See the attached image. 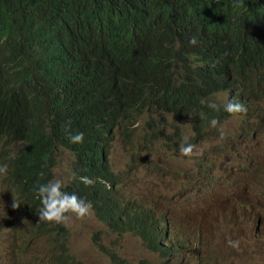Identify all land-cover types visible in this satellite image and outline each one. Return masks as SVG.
Here are the masks:
<instances>
[{
	"label": "trees",
	"instance_id": "1",
	"mask_svg": "<svg viewBox=\"0 0 264 264\" xmlns=\"http://www.w3.org/2000/svg\"><path fill=\"white\" fill-rule=\"evenodd\" d=\"M262 52L264 0H0V165L12 194L0 192V214L35 215L37 185L59 165L55 150L75 155L76 175L112 166L98 129L108 117L117 114L108 132L130 141L142 125L137 144L148 149L182 132L163 131L146 104L193 117L200 134L213 92L230 78L244 83ZM177 97L200 110L179 111ZM76 133L83 143L71 142ZM91 213L110 224L102 205Z\"/></svg>",
	"mask_w": 264,
	"mask_h": 264
},
{
	"label": "rangeland",
	"instance_id": "2",
	"mask_svg": "<svg viewBox=\"0 0 264 264\" xmlns=\"http://www.w3.org/2000/svg\"><path fill=\"white\" fill-rule=\"evenodd\" d=\"M229 96L222 92L211 102L220 107ZM156 119L163 131L178 126L182 136H163L151 149L139 147L143 135L139 125L133 141L114 131L106 148L116 171L136 164L128 192L148 196L167 213L169 233L185 238L189 245L167 261L148 250L138 237L118 235L90 215L75 220L61 240L68 247V264H116L106 249L117 251L125 264H264V99L252 103L245 115L218 119L216 128L209 123L204 136H196L189 117ZM184 136L195 140L194 151L203 155L181 156L179 144ZM54 159L59 161L58 173L72 179L73 155L61 148L54 151ZM207 174L211 184L202 194L188 200L172 199L187 180L202 184ZM2 181L0 176V192L9 198L12 194L5 193ZM196 191L192 187L190 192ZM2 206L0 202V211ZM4 219L10 223L0 226V264H55L61 251L54 235H44L49 223H38L39 218L25 212L6 216L5 210L0 214V221ZM229 239L240 241L239 250L228 246Z\"/></svg>",
	"mask_w": 264,
	"mask_h": 264
},
{
	"label": "clouds",
	"instance_id": "3",
	"mask_svg": "<svg viewBox=\"0 0 264 264\" xmlns=\"http://www.w3.org/2000/svg\"><path fill=\"white\" fill-rule=\"evenodd\" d=\"M189 42L195 45L198 41L195 37H192ZM243 75L245 78L244 83L239 82L236 77L230 78L219 90L213 92V96L206 103L207 107L204 108L209 111L210 118L205 123L203 132L198 134L194 130L196 136H204L209 123L211 127L216 128L219 123L218 119L229 115H245L250 111L252 103L264 99V52L253 57L247 68L244 69ZM222 92H229L230 96L226 103L218 107L211 100ZM243 99L250 100V103L245 104ZM177 100L180 107L179 111L191 112L200 110L184 104L178 97ZM145 106L146 109L152 111L155 117L174 116L171 111H157L150 104ZM116 116L117 114L114 117L106 118V121L104 120L102 125L98 126L101 138L106 135L109 137L108 141L111 140V133L114 131L110 133L108 130ZM189 118L192 121L193 117ZM192 127L194 129L193 124ZM171 131L173 129L167 132ZM219 131L220 139H225L223 128L221 127ZM83 141V133H76L71 136V142L74 144L83 143ZM194 143L195 140L188 141V137L184 136L179 144L180 155L183 157L203 155L202 151H194L196 149ZM68 152L73 155L74 163L76 160L75 155L70 151ZM144 159L147 160L148 158L145 157ZM136 168V164L127 165L122 171H116L113 166L103 169L95 167L86 174L79 173L76 175L72 166V179H65L56 170L53 177L45 180L46 183L37 185V199L30 206L35 207L34 217L39 218L38 223H49L47 229L54 230L49 232L46 229L44 235H54L58 249L61 251L60 255L55 258V264H68L70 259L68 247L62 246L60 244L61 240L65 234H68V227L75 220L83 221L86 217L93 215L91 213L92 205L96 203L102 205L107 211L110 217V224L105 226L110 231L121 236L132 234L138 237L148 250L158 253L167 261L175 257L180 248L189 245V241L185 238L169 233L167 213L159 210L148 196L143 194L132 195L128 192L129 179L135 174ZM7 172L8 165H0V176H6ZM206 178L207 180L202 184L187 180L183 184L182 190L174 195L172 199L177 197L180 200H188L193 194H202L204 189L211 184L209 174H207ZM70 180H77L75 187H70ZM192 187H195L197 191L190 192ZM188 192H190L189 195L185 197ZM13 207L19 208L20 204L15 201ZM94 218L96 219L95 216ZM61 231L63 234H61ZM227 243L228 246L239 250V240L229 239ZM195 246L197 245L195 244ZM62 247H66V251L63 252ZM101 247L103 249L106 248L104 245ZM105 252L116 264H125L117 251L106 249ZM61 254L64 259L59 261Z\"/></svg>",
	"mask_w": 264,
	"mask_h": 264
}]
</instances>
